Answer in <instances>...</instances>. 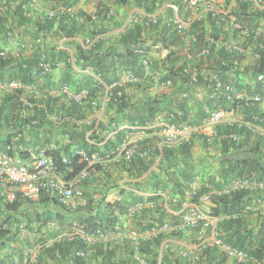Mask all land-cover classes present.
<instances>
[{
  "label": "crops",
  "instance_id": "0c3cea01",
  "mask_svg": "<svg viewBox=\"0 0 264 264\" xmlns=\"http://www.w3.org/2000/svg\"><path fill=\"white\" fill-rule=\"evenodd\" d=\"M153 1L125 0L121 4L116 0L6 1L7 19L0 23V50L8 53L9 67L16 69L19 64L24 63H32L33 67H38L46 60L57 59L51 57V48H55L56 53L63 52L58 60L59 67L44 75H36L37 78L32 83L41 92L40 96L34 98L36 107L46 106L47 89L57 90L63 83L68 84L71 90L89 88L100 102V106H91L85 101L76 104L82 116L74 115V118L69 119L70 102L56 93L53 104H50L46 113L47 123L34 131L37 137H32L24 129L26 138L19 146L15 144L18 141L12 144V153L18 154L17 151L21 150L26 152L36 145L65 143L67 132L73 126L74 130L86 128L85 138L97 153H103L102 156L111 154L104 164H96L91 168L86 178V186L82 185V188L92 195L96 208L104 209L106 203L120 199L127 208L118 220L113 238L109 241L100 240L94 245L95 248L101 247L103 251L100 253L97 250L96 253L93 247L85 257H79L85 260V264H109L118 260L130 264H148L152 260L151 256L139 249L145 242L156 237L151 236L148 230L159 222H168L175 227L159 234L165 237L154 247L158 254L154 256L157 264L161 256L163 264H240L224 254L220 243H223L228 234L242 226L252 228L253 237L259 238L260 227L264 223V179L257 180H261L260 175L264 176V137L248 130V133H239L235 137L237 145L223 144L217 130L221 127L222 131L227 125L238 124L239 119H244L241 111L226 112L220 122L204 119L201 123L192 125L197 133L181 143L188 145L181 148L182 145L178 144L173 147L172 154L166 156L162 150L165 147L162 122L175 119L173 113L179 115L177 103L180 102L186 104L183 114L187 122L191 123L196 111L192 108L190 92L176 88L173 82L165 86L164 81L168 78L159 80L165 68L175 69L181 66H192L200 74L208 73L213 76L216 68L222 64L219 50L229 43H243L244 50L235 52L237 68L241 70L251 66L257 56V40L264 39V19L248 40V30H241L239 19L231 11L239 13L238 6L241 2L249 4L247 13H251V10H264V0ZM19 4L23 6L25 18L21 23L17 22L12 13L13 8ZM48 13L53 16L49 18ZM151 14L157 15L159 22L155 25H144L142 21ZM171 17L190 20L191 23L200 22V25L192 28L190 24L183 29L168 26L165 21ZM213 17H219L221 23L211 25ZM49 25L50 30L47 28ZM134 26H139L141 46L124 41V36L131 30L135 32ZM214 28L219 30L217 39L212 36ZM89 38L96 40L93 45L87 43ZM158 40L161 42L159 46L156 44ZM94 46L98 51L108 46L120 51L131 47L136 51L141 50L142 53L138 52L141 54L142 72L139 75L127 66L116 64L115 68H110L106 77L102 76L79 56V51L88 53ZM127 72L132 74V80H124ZM228 77L232 80L233 74L230 73ZM250 77L246 75L243 81L251 79ZM114 80H120V88L126 94L127 101L132 104L122 110L110 104V101L103 104L100 101L104 99V85ZM175 88L179 92L172 95ZM170 94L172 102L168 111L157 112L154 118L141 123L135 121L145 113V102L148 98ZM27 96L25 92L22 94V97ZM13 99L11 94L0 93V103L10 100L9 103L15 105ZM204 109L209 114V109ZM256 109L264 118V103L256 104ZM262 124L264 128V121ZM2 129L3 126H0V137L3 134ZM225 142L228 139L225 138ZM123 144L134 148L131 160L126 159L121 152ZM245 163H248L247 166H243ZM246 178L255 180L256 183L249 187L253 194L251 200L245 199L246 209H243L240 225L230 222L233 216L229 218L220 213L217 218L210 213L213 218L196 227L176 226L180 212L190 202L188 200L199 201L208 211L214 206L211 200L204 199L206 193H200L201 190L207 188V192L219 193L217 188L238 180H247ZM193 180H197V188L192 193L189 189ZM0 199H5L1 193ZM136 204L140 208L130 211L129 208ZM41 206L43 207L39 208L40 211L50 210L53 213L66 214L51 199ZM0 208L3 210L1 202ZM51 222L48 220L41 227V233L48 238L54 234L50 230ZM56 222L60 224L57 220ZM8 226L17 234L13 238L10 235L9 242L6 241L3 245L0 243V264H18V248L27 249L33 246L38 240L36 228L34 224L31 228H26L24 223L16 226L4 224V228ZM142 226L148 228L141 229ZM133 229L143 234L138 242L126 237ZM78 249L81 248L77 247L66 256L60 255L57 250L51 252V255L42 250L37 264H74L72 257ZM260 261L264 264V258Z\"/></svg>",
  "mask_w": 264,
  "mask_h": 264
},
{
  "label": "trees",
  "instance_id": "16d2710c",
  "mask_svg": "<svg viewBox=\"0 0 264 264\" xmlns=\"http://www.w3.org/2000/svg\"><path fill=\"white\" fill-rule=\"evenodd\" d=\"M1 1V0H0ZM7 1V0H4ZM119 4L124 3L125 0H116ZM154 1L152 0V3ZM248 3L241 2L238 6L239 13L235 11H231L232 14L236 15L241 23V30H248V34L246 38L249 40L253 36V31L257 29L260 25L262 19H264V10H251V13H247L246 10L248 8ZM12 11L13 16L16 17L17 22L21 23L25 21L23 15L22 4H19L13 8ZM7 19L6 13L0 14V23ZM221 23L219 17H213L211 19V25H215L216 23ZM200 25V22H193L190 26L192 28H197ZM51 26L49 25L47 28L50 30ZM134 30H131L130 33L124 36L125 42H132L134 45L141 46L142 40H139V26H134ZM61 29H58V31ZM219 30L214 28L212 32V36L214 39L218 38ZM162 39L163 38H158ZM140 42V43H138ZM256 51L258 54V59L248 67L242 68L239 70L237 68V53L234 51H227L225 48L221 47L219 50V54L222 58V64L216 68V72L213 76L208 73L200 74L199 71L196 73L195 77H190L186 73H184V66L178 68H165L162 78L159 81H163L166 78H170L176 88L182 89L183 91L190 92L191 98L193 100L192 108L196 111L194 118L191 123L187 122L186 116L184 113V108H186V104L184 102L177 103L178 104V112L179 115L173 113L172 116L175 119H172L174 122H185L190 125L201 123L204 119L210 117V113L216 109H223L227 112H237L241 111L246 122L257 123L255 120L256 117H263L261 114L257 112L256 104L250 103L247 99L239 97L228 99V92L226 88H231V92L244 93L246 96H252L253 94H261L264 95V39L257 40ZM51 57L57 59H51L53 62H57L63 56V52L58 51L55 52V48H51ZM171 55V53L169 54ZM79 56L86 60V64L90 66L95 72L100 73L102 76L106 77V74L110 70V68H115V65L118 64L129 67L132 72L139 74L142 72L140 66L142 65L140 62L141 54L136 51L133 47L127 48L125 51H120L113 46H108L102 51H98L94 46L91 47L86 53L85 51H79ZM170 59V57H168ZM7 60H0V78L5 77L7 75L10 78L19 79L24 84L33 83L37 76L36 73H33L31 68L33 67L32 63H24L19 64L16 69L11 68L7 65ZM232 73V80L229 79L228 75ZM244 75V76H242ZM248 75L251 79L247 81H243L244 77ZM214 79L218 80L221 83L222 89L213 97L214 93ZM148 82H153L152 80H148ZM78 88L79 86H74ZM175 88L171 94H175L178 90ZM80 89V88H78ZM78 89L75 91H78ZM121 89V88H120ZM122 95L118 98H111L110 104H114L118 107L119 110L132 105L127 101V96L124 91L121 89ZM179 92V91H178ZM16 95H19L18 92H15ZM158 96L157 98H148L145 102V113L143 112L138 119L135 121L143 122L144 120H149L154 118L157 112L167 110L171 105L172 96ZM15 101V99H13ZM10 100H6L3 103H0V126H3L2 132L3 134L0 137V143L6 145H12L14 142L17 146L23 143V139H25V135L23 134V130L27 129L29 135L32 137H37V134L34 133L35 129L40 128L46 121V113L50 109V104H53V99H48L46 101V106L43 108H34V114L28 116L26 118L21 117L19 115L18 104L12 105L9 103ZM16 102V101H15ZM68 110H69V119L74 118V115L82 116L81 110L78 108L76 103L69 101ZM14 106L16 108H14ZM48 107V108H47ZM46 108V109H45ZM204 108L209 109V114L205 112ZM168 111V110H167ZM37 121V125L32 124V121ZM223 128V127H222ZM57 129H59L57 127ZM71 131H68L67 142L58 143V149L53 152V157L55 163L59 170L65 172L66 177H73L76 173L80 171L83 167V164L79 162L78 156L76 154V150L84 149L87 153L96 152L97 150L87 142L85 138V129L84 130H74L73 126L71 127ZM17 130V131H16ZM11 131V132H9ZM248 133L247 127L244 124H232L231 126H226L221 131V127L217 130V134L219 133L222 137L223 144H231L233 146L237 145L235 138L239 133ZM19 135L15 140V136ZM232 135V136H231ZM225 138L228 139V142H225ZM181 148H185L188 144H181ZM175 148V147H174ZM174 148H162L163 152L166 156H170ZM12 152H14L12 147ZM11 152V154H13ZM18 154L22 158H26L28 155L25 151H17ZM10 153V152H9ZM99 155H103V153L98 152ZM65 155L68 158L67 163H62L60 161V156ZM132 157V156H131ZM131 157L129 160H131ZM248 163L243 164V166H247ZM71 168V172L68 170ZM262 181L264 179L263 175H260ZM249 181L256 183V181L246 178ZM82 185L86 186V179L82 182ZM224 186V185H223ZM217 188L218 191L223 188ZM83 187V186H82ZM83 189V188H82ZM208 189L205 188L201 190L200 193H207ZM84 196L87 199V204L85 207H79L76 213L78 217L76 219L77 224L80 225L87 232H97L99 230H116V226L118 225V220L121 216L125 214L126 208L123 205V202L120 200H114L112 203H106L104 209L96 208L92 195L87 191H84ZM252 191L249 187L243 186L238 187L234 190L228 192H221L217 194H212L210 200L214 203V206H211L210 213L214 216L224 215L225 217H234L232 221L233 223L239 224L241 221V215L243 209L245 208V199L251 200ZM52 200L55 204V200L52 198H48L45 196H40L37 201H31L27 198L21 197L19 194L16 196L14 200L8 202L6 200L0 199L1 206L3 210L0 208V243L3 245L6 241L9 242V236L13 238L17 232H13L9 226L8 228H4V224L9 223L11 226L18 225L19 223H24L26 228H31L32 225L37 224V221L44 220V223L48 220H57L58 222H66V207H63L57 204L60 207V210L65 212L66 214H62L59 212L53 213V211H40L37 212L35 209L43 207V203H46L48 200ZM193 200V199H192ZM195 202V200H193ZM225 219V218H224ZM37 222V223H35ZM163 222H159L157 225H152L151 227L160 226ZM16 224V225H15ZM241 224V223H240ZM239 224V225H240ZM148 228L147 226H142L141 229ZM242 232H240V229ZM237 230L228 234L223 240V243L230 244L236 248L245 250L253 259L260 261L264 258V223L261 224V232L258 235L259 238L253 237V229L246 228L244 226L239 227ZM18 228H16L17 231ZM173 233V232H172ZM174 234V233H173ZM163 235V234H162ZM157 235L152 239V241L145 242L139 250L143 253L150 255L151 259L148 264H157V260L154 259V256H158L155 252L154 247L158 245L165 235ZM62 243H57L49 250H45L46 253L51 255L54 250H57L60 255L66 256V254H70L71 251L76 250L77 247L86 249L87 245L84 241L80 239H75L74 241H61ZM91 249L96 246H89ZM96 253L97 250L100 253L103 251L101 247L95 248ZM21 254V251H18ZM163 256L159 259V264H163L162 262ZM72 262L74 264H85V260L79 258L74 255L72 257ZM261 262V261H260ZM165 263V262H164ZM109 264H130L124 260H118L109 262Z\"/></svg>",
  "mask_w": 264,
  "mask_h": 264
},
{
  "label": "built area",
  "instance_id": "2783aa9c",
  "mask_svg": "<svg viewBox=\"0 0 264 264\" xmlns=\"http://www.w3.org/2000/svg\"><path fill=\"white\" fill-rule=\"evenodd\" d=\"M6 1H0V14L6 11ZM23 7V6H22ZM218 13V12H216ZM47 16L51 18L52 13H48ZM159 21V18L155 14L147 16L142 22L144 25H154ZM168 24L177 26L178 28H186L191 24L190 20H181L178 18H169ZM238 28V27H237ZM94 38H89L87 43L93 45L95 43ZM157 46L161 44L158 40ZM226 49L241 52L244 50L243 44L229 43L225 44ZM142 53L141 50H138ZM9 55L4 50H0V60L9 61ZM60 62H53L46 60L38 67L34 66L33 73L36 75H44L50 72L53 68L59 67ZM196 69L193 67L184 68V73L191 78L196 76ZM124 80H132L133 76L127 72L124 75ZM172 83L170 78L164 81L165 86H169ZM122 83L120 80H114L104 85V99L100 100L101 103L109 101L111 98H118L122 95V91L119 88ZM222 89V85L219 82L215 83L213 96L218 94V91ZM228 92V99L244 97L250 103H264V95L254 94L250 97L245 96L243 93H232L230 88H226ZM11 94L14 97L16 104H18V111L21 117H28L34 114V108L36 103L34 98L40 96L41 92L32 83L24 84L19 79L2 77L0 78V93ZM18 92L19 95H16ZM27 93V97H22L23 93ZM60 95L63 99H68L74 103L86 102L91 106H100L99 100L92 95V92L88 88H81L78 91H71L66 83L58 86L56 89H47L45 95L47 99H53ZM226 112L223 109H216L210 113V117L206 118L210 121L217 123L220 122ZM257 123L253 122H237L238 124H244L248 130H252L258 133L259 136L264 137V128L262 127L263 117H256ZM32 124L37 125V121L31 120ZM163 145L166 148H173L174 146L188 141L196 132L197 129L184 122H174L172 120L163 121ZM19 135L15 136V140ZM232 136V135H231ZM235 138V137H233ZM67 142V141H65ZM58 149L56 143H50L45 145H36L29 150H26L27 157L22 158L19 154H11L12 145H6L0 143V193L4 196L5 200L11 202L19 194L21 197L27 198L31 201H37L40 196L52 198L55 202L68 209H77L79 207H85L87 199L84 196L82 189V182L89 176L91 168L96 164H104L111 154L105 156H99L97 152L87 153L84 149L76 150L78 160L83 164V167L73 177H66L65 172H62L57 167L53 152ZM10 152V153H9ZM122 153L124 157L129 159L134 152V148L128 147L127 144H123ZM62 163H67L68 158L65 155L60 156ZM71 172V168H68ZM254 182L249 180H238L232 184L224 185L220 190L221 192H228L238 187H250ZM197 188V180H193L190 184V191L193 193ZM218 192H215L217 194ZM214 193L207 192L204 195V199L210 200L211 195ZM183 211L179 214V223L177 227L188 226L196 227L212 219L206 208H203L198 202L188 200ZM140 208L139 204H136L129 208L130 211H135ZM217 218L219 216H216ZM74 228L71 233H59L54 237L48 239L39 240L27 249L22 250L20 261L18 264H37L39 253L42 250L54 246L56 243L63 240L80 239L87 245L86 249H78L76 256L85 257L87 253L91 251L89 246L95 245L97 242L109 241L114 235L110 230H99L97 232H87L77 223H73ZM175 226L170 225L168 222H163L160 226L150 227L148 232L151 236H157L167 230L174 229ZM143 236L142 232L136 229L130 230L126 237L130 238L134 242H138ZM221 249L225 255L231 256L240 264H261L260 261L253 259L245 250L236 248L230 244L220 243Z\"/></svg>",
  "mask_w": 264,
  "mask_h": 264
},
{
  "label": "rangeland",
  "instance_id": "374dc122",
  "mask_svg": "<svg viewBox=\"0 0 264 264\" xmlns=\"http://www.w3.org/2000/svg\"><path fill=\"white\" fill-rule=\"evenodd\" d=\"M77 210L78 209H68V208L66 209V212H67L66 222H62L60 224H57L56 220H51L52 222H51L50 230L54 233L53 236H56L59 233H67V234H69V233L72 232V230L74 228L73 223H77V221H76V219L78 217V214L76 213ZM35 211L40 212L39 208L35 209ZM207 211H208V209H207ZM209 211H210V209H209ZM209 211H208V213L210 214ZM37 222H40L39 225L35 224V228H36V232L35 233H36V236H37V239H38L37 241L48 238V236L44 235V233H41L42 232L41 231V229H42L41 227H43L44 220L37 221ZM37 222H35V223H37ZM58 229H61V231H58ZM74 240L75 239H73V240H64V241L71 242V241H74ZM12 242H14V239L12 240ZM35 243L33 245H35ZM19 250H21V249L18 248V251Z\"/></svg>",
  "mask_w": 264,
  "mask_h": 264
},
{
  "label": "clouds",
  "instance_id": "9594fccd",
  "mask_svg": "<svg viewBox=\"0 0 264 264\" xmlns=\"http://www.w3.org/2000/svg\"><path fill=\"white\" fill-rule=\"evenodd\" d=\"M171 18H174V17H171ZM169 19V18H168ZM167 19V20H168ZM167 20L165 21V23H166V25H168V26H174V25H170V24H168V22H167ZM159 22V21H158ZM157 22V23H158ZM155 25V24H154ZM160 41V40H159ZM243 44V43H242ZM222 48H225V50H227V51H234V50H229V49H226V47L223 45L222 46ZM234 52H237V51H234ZM256 59H258V54H257V56H256ZM186 67H192V66H184V68H186ZM194 68V67H193ZM196 70H197V68H195ZM198 72V70L196 71V73ZM189 76V75H188ZM8 78H10V77H8ZM215 81H214V84L216 83V82H218V80H216V79H214ZM112 82V81H111ZM110 83V82H109ZM220 83V82H219ZM68 85V84H67ZM68 87H69V89H70V86L68 85ZM120 88V87H119ZM81 89V88H80ZM80 89H78V90H80ZM89 89V88H88ZM231 89V88H230ZM71 90V89H70ZM232 90V89H231ZM71 91H75V90H71ZM91 91V90H90ZM92 92V91H91ZM220 91H218V93H219ZM232 93H238V92H232ZM244 94V93H243ZM92 95H93V93H92ZM245 95V94H244ZM254 95V94H253ZM94 96V95H93ZM246 96V95H245ZM247 97H249V96H247ZM237 98V97H236ZM242 98H244V97H242ZM68 100V99H67ZM69 101V100H68ZM77 104V103H76ZM255 104H258V103H255ZM225 112H227V111H225ZM231 112V111H230ZM263 120H264V118H263ZM239 122H246V120L245 119H240L239 120ZM246 127V126H245ZM252 131V130H251ZM5 200V199H4ZM54 237V236H53ZM51 238V237H50ZM46 239H48V238H46ZM64 241V240H63ZM37 242V241H36ZM59 243V242H58ZM57 244V243H56ZM227 244V243H226ZM53 247V246H52ZM51 248V247H50ZM48 249V248H47ZM82 249V248H81ZM22 250H24V248L23 249H21L20 251L22 252ZM46 250V249H45ZM20 257H21V254L19 255Z\"/></svg>",
  "mask_w": 264,
  "mask_h": 264
}]
</instances>
